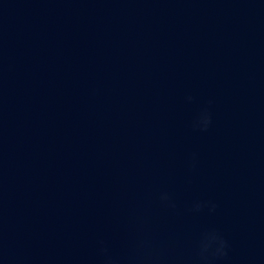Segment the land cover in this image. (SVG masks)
I'll use <instances>...</instances> for the list:
<instances>
[{
  "label": "water",
  "instance_id": "1",
  "mask_svg": "<svg viewBox=\"0 0 264 264\" xmlns=\"http://www.w3.org/2000/svg\"><path fill=\"white\" fill-rule=\"evenodd\" d=\"M141 229L171 264L210 229L216 264H264V0H0V264Z\"/></svg>",
  "mask_w": 264,
  "mask_h": 264
},
{
  "label": "clouds",
  "instance_id": "2",
  "mask_svg": "<svg viewBox=\"0 0 264 264\" xmlns=\"http://www.w3.org/2000/svg\"><path fill=\"white\" fill-rule=\"evenodd\" d=\"M202 123L197 122L193 126L201 131H207L211 124V116L207 109L201 117ZM195 157H193V162ZM162 205L168 208H175V202L167 192L159 195ZM207 208L212 212L216 209V204L212 201H196L192 205V210L199 212ZM230 248L229 241L217 229H210L201 234L195 256L183 264H216L217 261L228 256ZM99 264H171L163 243L151 234V232L141 229L134 240L128 253L123 256L113 255L103 241L99 242Z\"/></svg>",
  "mask_w": 264,
  "mask_h": 264
}]
</instances>
